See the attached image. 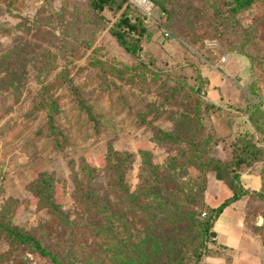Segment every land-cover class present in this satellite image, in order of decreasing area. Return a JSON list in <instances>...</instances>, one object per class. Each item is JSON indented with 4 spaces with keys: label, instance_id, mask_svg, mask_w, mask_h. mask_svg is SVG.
<instances>
[{
    "label": "rangeland",
    "instance_id": "374dc122",
    "mask_svg": "<svg viewBox=\"0 0 264 264\" xmlns=\"http://www.w3.org/2000/svg\"><path fill=\"white\" fill-rule=\"evenodd\" d=\"M91 1L0 0V264H53L15 231L62 264L196 258L233 192L213 166L264 137V0H150L164 13L136 59L110 35L120 11ZM254 166L221 221L236 242L217 231L196 264H264Z\"/></svg>",
    "mask_w": 264,
    "mask_h": 264
},
{
    "label": "trees",
    "instance_id": "16d2710c",
    "mask_svg": "<svg viewBox=\"0 0 264 264\" xmlns=\"http://www.w3.org/2000/svg\"><path fill=\"white\" fill-rule=\"evenodd\" d=\"M155 3L159 4L157 0ZM252 3L253 0H236L235 7L233 9L236 11L245 10ZM91 7L95 14L99 17H101V13L105 8H108L111 11H120V17L109 28L110 35L115 39L118 46L128 55L134 59L138 58L139 53L142 51V38L144 37L146 30L144 21L145 17L135 14V17L132 19L130 16H128V11L130 12L131 10L126 5L125 0H92ZM155 9L159 18L164 12L156 4ZM259 140H264V137L255 136L250 132H243L239 134L237 136V142L240 149L235 157H233L232 161L229 164H226V166L223 168L219 167L218 165L213 166L215 178L227 186H230L231 191H233L232 196L222 202L217 208L212 209L210 214L207 216L203 226L204 240L201 249V251L204 252H200L196 258L193 254H179V257H174L171 260L172 263L170 264H196L201 262L202 259L206 258L209 253V247L207 245L212 243L210 238L215 236V233L212 231L213 226L220 215L227 208H229L231 204L238 202L243 196L257 193L243 188L240 183V176L245 173L247 169L250 170V168L255 167L254 165L257 167V165L264 164V146L263 144L258 145L256 143ZM206 215L207 214L205 213V216ZM184 221V218L180 219V222L183 223ZM13 233L14 234L11 235L13 238L11 239L19 240L22 244H27V242L29 243L32 241L33 245L36 246L40 253L48 256L53 264H62L55 256H52L47 251L41 249L37 241L33 240L31 236H24L17 231Z\"/></svg>",
    "mask_w": 264,
    "mask_h": 264
},
{
    "label": "built area",
    "instance_id": "2783aa9c",
    "mask_svg": "<svg viewBox=\"0 0 264 264\" xmlns=\"http://www.w3.org/2000/svg\"><path fill=\"white\" fill-rule=\"evenodd\" d=\"M130 6L135 10V14L142 15L143 17L147 18V20L155 21L158 16H155L156 9L155 5L150 2V0H136L133 2L132 0H128ZM169 33H166L165 36L168 37ZM223 60V59H222ZM205 213H203V216ZM210 241L214 244L216 239L214 237L210 238Z\"/></svg>",
    "mask_w": 264,
    "mask_h": 264
},
{
    "label": "crops",
    "instance_id": "0c3cea01",
    "mask_svg": "<svg viewBox=\"0 0 264 264\" xmlns=\"http://www.w3.org/2000/svg\"><path fill=\"white\" fill-rule=\"evenodd\" d=\"M228 210H229V209L227 208V209H226V210L220 215V217L218 218V220H217L216 223L214 224V226H213V232L215 233V236H216V233H218L219 231H221V230L224 231V229H222V226H221V225H222V224H221V223H222L221 221H223L222 218H223L224 216H227V217H228V215H227V214H229V213H227ZM230 213L236 215V213H234L233 211H230ZM225 219H228V218H225ZM217 231H218V232H217ZM225 234H226V233H222V231H221V233H220V238H219V239H221L222 243H224V244L228 243V245H230V244L236 242L234 239H231V238H228L227 236H224ZM241 240H242V238H240V240L237 242L238 245L241 244Z\"/></svg>",
    "mask_w": 264,
    "mask_h": 264
}]
</instances>
